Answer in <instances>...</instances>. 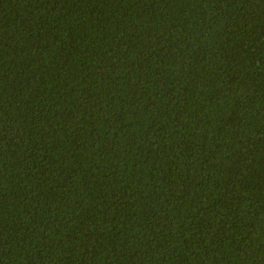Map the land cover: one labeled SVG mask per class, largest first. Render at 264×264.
<instances>
[{"label": "trees", "instance_id": "trees-1", "mask_svg": "<svg viewBox=\"0 0 264 264\" xmlns=\"http://www.w3.org/2000/svg\"><path fill=\"white\" fill-rule=\"evenodd\" d=\"M0 264H264V0H0Z\"/></svg>", "mask_w": 264, "mask_h": 264}]
</instances>
